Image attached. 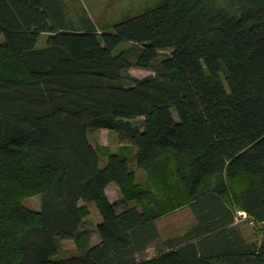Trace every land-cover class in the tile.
I'll list each match as a JSON object with an SVG mask.
<instances>
[{
  "label": "trees",
  "instance_id": "obj_1",
  "mask_svg": "<svg viewBox=\"0 0 264 264\" xmlns=\"http://www.w3.org/2000/svg\"><path fill=\"white\" fill-rule=\"evenodd\" d=\"M134 64L154 72L135 78ZM101 128L123 133L139 167L159 163L151 187L127 149L101 166L88 137ZM112 182L135 204L117 210ZM159 193L175 204L157 208ZM90 201L100 240L53 259ZM184 205L196 224L140 258ZM238 212L264 223V0H158L113 32L75 26L60 0H0V264H264V236L245 240Z\"/></svg>",
  "mask_w": 264,
  "mask_h": 264
},
{
  "label": "rangeland",
  "instance_id": "obj_2",
  "mask_svg": "<svg viewBox=\"0 0 264 264\" xmlns=\"http://www.w3.org/2000/svg\"><path fill=\"white\" fill-rule=\"evenodd\" d=\"M66 18L71 21L75 26H82L84 18H89L99 29L103 32H113L114 25L120 22L124 17L128 15H137L144 12L147 8L154 5L158 0H60ZM47 34H41L38 38L37 47L43 48L47 44ZM132 47L128 42H123L117 50H126ZM121 50V51H122ZM169 54V50H161L160 57L164 58ZM135 60L134 57L131 58ZM129 74L135 78H142L154 71L147 67L134 64L129 70ZM128 124L133 127L142 128L143 118L138 117L135 119L128 120ZM117 128V127H115ZM88 137L90 141L97 145L101 152V166H104L107 160V154L110 152L122 153L123 150L127 149L129 158V167L134 170L135 178L137 182L141 183L145 187H151V181L157 175H152L159 163L152 162L143 167H139L136 163L135 154L136 148L130 145V142L119 132V129L108 130V128H101L97 130H88ZM122 151V152H121ZM171 175V171H170ZM113 186H116L114 182ZM157 186H160L156 183ZM120 199L115 202L117 210H120L126 204L127 206L134 205L133 201L121 203V194L119 191ZM40 197L31 196L23 201L26 207L31 210H38L40 208ZM173 198H165L163 193L158 194V199L155 198V206L161 208L164 204L165 207L168 205L175 204ZM174 201V202H173ZM83 203V202H82ZM83 203L88 209V215H86L79 228V232L75 239H66L59 242V251L52 258L62 259L69 256H77L84 254V251L90 246L94 245L100 236L97 231L98 216L101 218L99 210L94 201ZM153 210L155 208L151 205ZM251 218L244 214H237L236 227L239 232L247 241H258L264 236V223L257 225L251 224ZM195 223V218L190 211L188 206L177 207L175 210L163 213L158 218V226L160 230V240L152 243L149 248L142 254L140 258L152 256L159 243L162 239H165L171 235L183 233L187 228L189 229Z\"/></svg>",
  "mask_w": 264,
  "mask_h": 264
},
{
  "label": "crops",
  "instance_id": "obj_3",
  "mask_svg": "<svg viewBox=\"0 0 264 264\" xmlns=\"http://www.w3.org/2000/svg\"><path fill=\"white\" fill-rule=\"evenodd\" d=\"M116 185V184H115ZM105 192H106V195H107V197L109 198V200L113 203V204H115V202L117 201V200H119L120 199V197H119V189H118V187L117 186H113V183H110V184H108V186L106 187V189H105ZM85 204H88L87 202L85 203ZM115 206H116V204H115ZM191 211V210H190ZM193 214V213H192ZM194 216V215H193ZM194 218H195V216H194ZM98 221V222H97ZM96 222H97V225L101 222V218H99V216H98V220H96ZM156 224H157V227H158V230H159V226H158V220L156 221ZM196 224V218H195V223L193 224V225H195ZM96 225V226H97ZM192 225V226H193ZM192 226H190V227H192ZM188 229V228H187ZM187 229L185 230V231H187ZM184 231V232H185ZM183 232V233H184ZM183 233H180V234H175V235H171V236H169V237H167V238H165V239H162V241H161V243L163 242V241H165V240H167L168 238H171V237H174V236H179V235H182ZM159 234H161L160 233V230H159ZM161 237V236H160ZM160 237H159V239L158 240H156V241H154V242H158L159 240H160ZM97 242L99 241L98 239L96 240ZM96 242V243H97ZM154 242H152V243H154ZM151 243V244H152ZM161 243H159V245H158V247L160 246V244ZM150 244V245H151ZM149 245V246H150ZM149 246H148V248H149ZM158 247H157V249H158ZM147 248V249H148ZM146 249V250H147ZM156 249V251H155V253L153 254V255H155L156 253H157V250ZM145 250V251H146ZM144 253V252H143ZM152 255V256H153ZM149 257H151V256H148V257H145V258H149Z\"/></svg>",
  "mask_w": 264,
  "mask_h": 264
},
{
  "label": "built area",
  "instance_id": "obj_4",
  "mask_svg": "<svg viewBox=\"0 0 264 264\" xmlns=\"http://www.w3.org/2000/svg\"><path fill=\"white\" fill-rule=\"evenodd\" d=\"M238 213L242 214V215L244 214V216H246V213H244V212H238ZM250 221H251V224H255V222L252 219Z\"/></svg>",
  "mask_w": 264,
  "mask_h": 264
}]
</instances>
